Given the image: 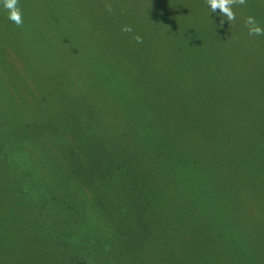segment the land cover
Here are the masks:
<instances>
[{
  "label": "rangeland",
  "instance_id": "1",
  "mask_svg": "<svg viewBox=\"0 0 264 264\" xmlns=\"http://www.w3.org/2000/svg\"><path fill=\"white\" fill-rule=\"evenodd\" d=\"M70 1L18 0L20 26L0 7V147L21 155L0 264H264V36L244 23L264 0L230 22L206 0ZM125 128L151 148L131 172L108 140Z\"/></svg>",
  "mask_w": 264,
  "mask_h": 264
},
{
  "label": "trees",
  "instance_id": "2",
  "mask_svg": "<svg viewBox=\"0 0 264 264\" xmlns=\"http://www.w3.org/2000/svg\"><path fill=\"white\" fill-rule=\"evenodd\" d=\"M59 1H62V0H59ZM64 1L71 4L70 0H64ZM77 98L80 99L81 97L77 96ZM65 105H67V110L64 113H67L69 118L70 117L75 118L71 122V126L69 129L72 132H74L75 134H77V137H80L83 134L86 135V133H91V135L95 138L98 136V146L95 144V147L97 148L96 151L103 150L106 152L104 141H103V139L100 138L101 137V133H100L101 128H99V126L95 122L89 120V117H92V115L89 114L90 109L87 107L76 106V102L72 103V104L70 102H67V103H65ZM85 120H87L86 124H85ZM89 122L91 123L92 126H91V129L89 130V132H87L85 129H86L87 124ZM94 126H96V128H93ZM102 127H105V126H102ZM131 130H132V128L123 129L122 131H124V132H120L118 134L120 136V138L116 137V135H113V134H112V137L110 135H108V140L111 143L114 142L116 145H118L117 142H120V144L122 145L121 147H124V159H123V161H124V163L128 164L127 168L130 165V168L127 169L128 170L127 172H131V170L134 171V169H132L133 165L140 164L144 159L147 161V159L144 158L146 156L144 153H146L147 150L151 149V148H148L147 144H143V145H147V146H143L141 144V142L133 140L134 136L140 134L141 131H136V130L131 131ZM114 131H116V129H114L113 132ZM22 138L23 137L19 136V135L14 136L15 147L19 146L18 145L19 139L21 140ZM23 139H25V138H23ZM77 141L80 142L81 144L82 143L91 144V142H93L95 140L91 141V138H89L88 140H87V138H84V140H77ZM3 149L4 148L0 147V154L4 155V157L2 159L4 161H2V163L0 162V167H3V169L9 168V169H12L13 171L16 172L14 164H18L20 162V158H21L20 153H19V157H18V154H14V156H13L12 155L13 150H12V154L9 155L8 157H6V153H5V151H3ZM154 151L156 153L153 156L157 157L158 155H163L165 152V149L160 147L159 149L156 148V150H154ZM15 152H17V151H15ZM152 159H154V157ZM260 170H261V168H260ZM258 173H259V171H258ZM212 188H214V190H216V191H221V190H218V188H222V185L213 186V184H212ZM228 191H230V190H228ZM262 193H263L262 194V203H263L262 213H264V190ZM213 203L214 204H220V203L222 204L221 201L218 202L217 200H215V202H213ZM259 213L260 212H258V214ZM252 217H254V216L253 215H251L250 217L244 216L245 220H247V221H249V219ZM260 219H263V218H260ZM231 233H234V231L229 232L228 235L232 236Z\"/></svg>",
  "mask_w": 264,
  "mask_h": 264
},
{
  "label": "clouds",
  "instance_id": "3",
  "mask_svg": "<svg viewBox=\"0 0 264 264\" xmlns=\"http://www.w3.org/2000/svg\"><path fill=\"white\" fill-rule=\"evenodd\" d=\"M207 6L210 12H216L219 9V13L222 14L229 22L235 19V13L232 10L234 3H245V0H206ZM0 7L7 11V19L13 24L20 26L23 23L22 12L18 7V0H0ZM245 26L249 36H264V25L257 22L256 18L249 15L244 20ZM123 32H131L132 27L130 25L122 26ZM137 43L141 42V37L137 35L135 37Z\"/></svg>",
  "mask_w": 264,
  "mask_h": 264
}]
</instances>
